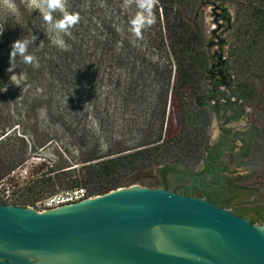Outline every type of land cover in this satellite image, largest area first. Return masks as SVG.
Instances as JSON below:
<instances>
[{"label":"rangeland","instance_id":"1","mask_svg":"<svg viewBox=\"0 0 264 264\" xmlns=\"http://www.w3.org/2000/svg\"><path fill=\"white\" fill-rule=\"evenodd\" d=\"M225 5L233 19V8ZM34 8L33 0H0V28L4 29L0 35V201L5 203L7 193L10 201L20 204L47 195L51 190L33 192L50 171L55 175L70 165L78 175L84 165L156 139L163 94L174 73L169 48L162 43L164 30L156 8L155 24L140 39L130 31V20L139 11L135 0H127V5L126 0H67V10L81 19L68 33L59 35L48 30L42 13ZM61 15L53 13L57 20ZM201 22L208 44L207 27H216L210 7H203ZM33 36L36 39L28 45V53L35 56L34 64L23 63L17 56L9 72L11 45L17 39L32 41ZM224 37L226 58L230 33ZM57 39H63L67 50L54 42ZM217 50V46L208 48L211 55ZM232 79L235 82L234 76ZM254 86L249 82L253 98L257 93ZM254 102L242 103L245 115L237 122L224 126L213 116L210 143H217L224 128L246 130ZM236 145L234 152L224 156L237 173L232 177L233 192L222 200L231 212L239 210L253 224L264 225L256 213L258 207L264 208V193H252L259 185L246 179V170L236 165L234 153L241 142ZM146 175L155 188L162 187L156 171L133 172L129 177L134 183L129 186L146 187L141 183ZM166 179L175 184L173 175ZM54 190H61L59 184Z\"/></svg>","mask_w":264,"mask_h":264},{"label":"trees","instance_id":"2","mask_svg":"<svg viewBox=\"0 0 264 264\" xmlns=\"http://www.w3.org/2000/svg\"><path fill=\"white\" fill-rule=\"evenodd\" d=\"M205 1L229 4L234 10L226 51V62L235 78L230 89L243 98L252 94L249 82L257 89L250 125L233 135V141L241 142L234 157L236 165L246 170L245 178L257 181L259 189L254 187L252 193L259 190L264 193V0H159L156 13L164 30L162 43L169 48L174 73L169 89L163 94L157 138L130 151H119L117 156L102 157L95 164L84 165L78 175L70 165L62 167L68 169L55 175H50L53 172L50 171L39 180L38 191L33 194L51 190L47 193L50 195L59 184L61 190L82 186L89 194L102 195L132 185L134 181L129 176L135 171L142 174L156 171L162 179V187L189 195V186L184 183L208 159L216 156V146L210 143L208 134L213 116L224 123L237 121L242 116L230 103L217 101L221 92L219 85L214 87L211 81L212 56L201 22L200 7ZM168 99L169 111L166 110ZM236 148L237 145H232L228 151L234 152ZM168 175H173L174 185L167 181ZM149 176L141 183L155 188ZM228 182L227 192L231 193L233 178ZM221 203L227 208L224 200ZM234 213L242 215L239 210ZM256 213L264 221V208L258 207Z\"/></svg>","mask_w":264,"mask_h":264},{"label":"water","instance_id":"3","mask_svg":"<svg viewBox=\"0 0 264 264\" xmlns=\"http://www.w3.org/2000/svg\"><path fill=\"white\" fill-rule=\"evenodd\" d=\"M0 264H264V225L162 187L43 212L0 202Z\"/></svg>","mask_w":264,"mask_h":264},{"label":"flooded vegetation","instance_id":"4","mask_svg":"<svg viewBox=\"0 0 264 264\" xmlns=\"http://www.w3.org/2000/svg\"><path fill=\"white\" fill-rule=\"evenodd\" d=\"M205 6L210 7L213 15V23L216 25L215 28L207 27L206 32L210 34V42L207 44V48H209L210 46H217L218 48V50L215 51L212 55L209 53L212 56L210 60L211 81L213 82L214 87L215 85H219V90L221 92V95H219L217 101L218 103L226 105L227 103H230L233 107L241 111L242 116L240 117V119H242L245 115V108H243L244 105H242V103H253L256 97L253 98L252 94H250L247 95L246 98H243L238 95H234L231 92L232 90L230 89L231 84L233 83V79L228 67V63L226 62V58H224L222 46L226 42L224 36L225 34L229 33L232 26V15L229 12V8L225 4L215 1L203 2L200 7L201 14L203 13V7ZM221 86L223 87V89H221ZM232 89L235 90V87L232 86ZM214 103L215 102L212 101V104ZM229 113L232 112L230 111ZM217 118L224 126L231 122H237L240 120L239 119L237 121L224 123L218 116ZM235 132L236 131H233L230 128H224L219 140L216 144H214L216 146L215 158L208 159V162H206L204 165H201L188 180L189 195L193 194V196L195 197L202 198L213 203L214 205L225 208L224 206H222L221 201L229 188L228 181L237 173V171L233 170L226 163L224 156L226 152H229L228 148L230 146L237 144V141H233V135ZM178 194L185 195L183 193ZM237 215L246 218L243 215Z\"/></svg>","mask_w":264,"mask_h":264},{"label":"clouds","instance_id":"5","mask_svg":"<svg viewBox=\"0 0 264 264\" xmlns=\"http://www.w3.org/2000/svg\"><path fill=\"white\" fill-rule=\"evenodd\" d=\"M135 2L139 11L130 20V31L135 38L140 39L142 38L143 31L156 22L155 8L159 0H135ZM33 4L35 5L33 10H39L42 13L43 19L47 23L50 32H55L58 35L61 33H68L69 29L80 22L81 18L78 13H71L67 10V0H33ZM57 11L62 14L61 18L58 20L54 19L53 16V13ZM3 30V28H0V35H3ZM35 39L36 37L33 36L32 41L17 39L13 42L9 54L11 64L9 72L17 56L22 58L23 63L34 64L36 58L34 55L28 53V45L33 43ZM54 42L64 50H67L68 46L64 43L63 39H57ZM34 66L38 67V62H36ZM13 79V77H10L12 82ZM6 90L7 89L4 88V91Z\"/></svg>","mask_w":264,"mask_h":264},{"label":"built area","instance_id":"6","mask_svg":"<svg viewBox=\"0 0 264 264\" xmlns=\"http://www.w3.org/2000/svg\"><path fill=\"white\" fill-rule=\"evenodd\" d=\"M95 196L97 195L89 194V191L85 187L79 186L75 188L55 191L50 195H45L44 197L35 199L30 204H20L10 201L9 193L6 194L5 199L8 205L9 204H13L17 206L24 205L23 207H29L35 211L43 212L49 209L56 208L61 205L76 203L86 198H91ZM2 203L6 204L5 202Z\"/></svg>","mask_w":264,"mask_h":264}]
</instances>
